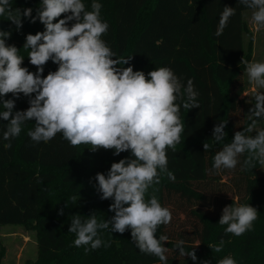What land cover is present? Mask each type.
<instances>
[{"label":"trees","instance_id":"trees-1","mask_svg":"<svg viewBox=\"0 0 264 264\" xmlns=\"http://www.w3.org/2000/svg\"><path fill=\"white\" fill-rule=\"evenodd\" d=\"M83 2L91 10L92 0ZM97 2L102 4L101 19L109 24L102 38L116 53L115 58L132 57L129 64L134 71L145 74L169 67L185 85L191 79L199 93V108L189 110L181 106L180 118L184 123L181 142L175 151H167V167L175 181L162 173L161 182L147 193L150 196L157 189L154 194L172 213L171 223L160 226L156 233L157 237H169L165 243L167 264H203L205 260L216 264L229 255L237 264H264V219L240 237L226 235V226L218 224L223 207L237 199L257 206L252 184L254 181L264 185V175L259 172L262 167L256 163L255 168L244 170L245 154L233 170L213 168L216 152L231 142L236 131H243L251 123L239 114L244 103L246 72L241 61L244 58L251 62L252 55V42L246 46L244 37L246 7L238 4V0ZM10 3L21 10L32 8L35 16L41 0H10ZM225 6L236 8V14L223 34L216 37L214 33ZM0 29L11 31L6 43L20 49L19 54L25 58L23 66L36 72L23 45L27 34L44 31V25L25 18L23 27L17 31L15 25L0 17ZM57 67L49 61L44 66V75ZM6 98L13 99L10 94ZM28 107V98H19L14 111ZM220 122L227 123V136L217 143L212 139L213 128ZM33 123L23 125L19 137L5 141L2 132L7 121L0 120V225L19 224L36 231L38 256L34 263L27 264H160L157 257L139 252L132 243L130 230L123 234L101 230V239L110 241L111 247L102 245L86 253L85 247L90 246L73 245L75 234L68 232L72 215L79 213L83 219L95 212L98 220L110 219L114 215L108 210L112 201L101 200L96 181H88L89 176L79 162L80 146H70L61 134L47 143H35L27 136ZM9 142L10 148L6 147ZM205 142L210 145L206 151ZM108 155L109 161L100 163L95 170L105 167L102 173L107 174L112 163L129 157L130 152L117 156L110 150ZM223 176L230 181H223ZM225 187L231 188L232 197L224 195ZM60 209H64L63 215L59 214ZM181 239L186 251L195 250L197 261L179 255L175 244ZM221 239L225 241L223 251L212 252L208 245L218 244ZM251 257H256L253 263L249 262Z\"/></svg>","mask_w":264,"mask_h":264},{"label":"clouds","instance_id":"clouds-1","mask_svg":"<svg viewBox=\"0 0 264 264\" xmlns=\"http://www.w3.org/2000/svg\"><path fill=\"white\" fill-rule=\"evenodd\" d=\"M252 11L251 21L258 31L264 27V0H238ZM91 10L83 0H41L33 16L32 8H13L10 0H0V17L15 25L19 31L23 19L37 20L44 31L27 34L23 49L28 51L29 63L37 69L31 72L25 66L20 49L6 43L11 31L0 29V120L4 125L2 138L11 141L20 136L22 126L34 121L27 136L35 143H47L57 134L70 146L90 145V150H112L114 155L130 152V156L111 164L107 174L94 177L101 200H111L110 219L98 220L95 212L82 219L72 215L68 232L75 234L73 245L85 247V252L111 247L110 241L100 237L101 230L123 234L130 230L131 240L140 253L155 256L160 264H167V235L157 237L160 226L172 221L168 207L162 206L154 194L147 193L161 182L165 173L169 180L176 177L168 170L167 151H175L181 142L184 123L180 118L184 109L199 108L198 91L191 79L185 83L169 67L155 68L145 74L134 71L129 64L132 57L117 59L116 53L102 38L109 24L101 19L102 4L92 0ZM236 8L225 6L220 14L214 35L223 34ZM63 17V18H61ZM255 37H253V40ZM51 61L56 71L45 76L44 66ZM249 83L264 89V62H249L242 58ZM129 65L120 67L119 65ZM9 94L13 99H7ZM21 94L28 98L26 110L14 111ZM181 101L182 103H178ZM264 118V92L257 91L249 110L251 123L243 131H236L230 143L214 156L213 168L233 170L246 155L243 169L264 168V129L257 128V120ZM227 123H217L213 140L224 141ZM12 145L9 142L6 147ZM206 150L210 145L205 142ZM67 207V204H65ZM60 215L64 209H60ZM258 210L250 204L235 200L222 209L219 225L226 226L225 234L240 237L252 231ZM225 241L209 244L212 252L223 251ZM179 255L197 261L194 249L185 250V241L178 240ZM209 264V261H203ZM216 264H237L231 256Z\"/></svg>","mask_w":264,"mask_h":264},{"label":"rangeland","instance_id":"rangeland-1","mask_svg":"<svg viewBox=\"0 0 264 264\" xmlns=\"http://www.w3.org/2000/svg\"><path fill=\"white\" fill-rule=\"evenodd\" d=\"M251 15L252 11L248 8H245L243 11V18L246 24V32L244 36L245 44L247 46L250 41L252 42L251 62H264V27H261L257 31L255 25L251 21ZM253 37H255L254 40ZM33 67L35 68V66ZM244 81V103L243 106L240 107L239 114H243L245 119H248L249 110L254 104L255 93L257 91L264 92V89H256L254 85L250 84L246 72L244 74ZM20 98L27 97H24L21 94ZM261 129H264V118L257 120V128L253 131V133L250 134L254 135L255 131ZM90 147V145H80L81 156L79 162L82 164V167L85 168V171L89 176L88 181H95L94 177L96 174L102 173V171L105 169V167H102L101 170L98 171L95 170L96 166L100 163H103L104 161H109L108 154L110 150L101 149L93 152L90 150ZM259 172L264 175V168L259 169ZM232 178L234 181V176H232ZM223 181H230V179L223 176ZM229 184L231 186V183ZM230 191L231 188L225 187L224 195L226 197H232ZM252 194L257 198V206H253L258 210V218L254 222L255 226L264 219V185L253 181ZM36 241L35 230L26 229L23 225L19 224L0 225V264H27L28 262L34 263L38 256ZM255 259L256 257H251L249 262L253 263Z\"/></svg>","mask_w":264,"mask_h":264}]
</instances>
